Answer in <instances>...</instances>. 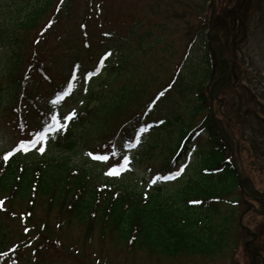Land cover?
<instances>
[{
	"label": "rangeland",
	"instance_id": "1",
	"mask_svg": "<svg viewBox=\"0 0 264 264\" xmlns=\"http://www.w3.org/2000/svg\"><path fill=\"white\" fill-rule=\"evenodd\" d=\"M28 1L30 0H0V32H2L0 34V154L13 151L21 140H27L30 136V134L21 135L15 131L16 115L8 109L9 107L13 110L19 108L18 113L24 115L28 109L26 104L28 102L22 100L21 103L20 93L15 92L13 77L8 76L11 53L15 54L16 51L20 53L22 58L19 76L22 84L20 87L40 108H46L52 87L62 84L72 76L73 71L76 72V87L74 86L73 89V91L77 90L76 94L67 98L59 108L54 110L61 117L73 110L76 113L85 107H88L85 108L88 110L97 103L99 105L104 101L108 103L110 109L119 106L123 101L133 100L125 108L123 115L121 114V119L133 118L145 109L149 100L158 91L170 83L177 66L184 62L181 66L180 78L175 82L176 88L172 86L167 92L166 98L159 100L157 104L155 103L150 116L146 119V122H154L155 128L140 134V142L136 143L134 148H123L120 157L127 155L130 163L127 166L128 170L124 171L122 176L109 177L104 174L113 163H120V160L114 161L112 159V161L110 159L104 164L103 162L93 163L92 161L95 160L86 155L88 152H96L94 151L95 148L107 142L108 136L116 128L117 122L109 119L108 128H104L102 132L97 130L95 126L97 121H101V116L93 119L94 125L86 122L84 129L86 133L82 138V140H86L82 141V148L78 146L75 151L62 153L52 145V139H50L43 154L38 151V147L30 148L27 152L21 150L13 154L26 162L44 161L51 157L60 158L62 154H67L70 164H85L84 167L90 169L89 173L98 184L120 185L121 187L126 186L144 191L153 189L154 186L158 185L173 190L182 186L185 180L184 178L181 180L182 177L165 181L160 179L155 185L151 184V181L157 177L159 172H163L162 168L166 160L169 159L167 156L169 150L174 148L178 131L192 119L196 107L197 91L192 90L190 83L196 77L198 82L203 83L205 77L201 71L204 67L199 64L201 58L206 53L211 52L213 55L215 47L216 52L220 50L217 43L213 44L216 37L212 31L208 32V43L204 36L206 29L198 33L201 24H206L207 27L210 22L211 4L208 0H69L67 2L70 8L69 14L65 17L59 14L55 16L48 31L41 36H37V31L48 23L47 21L53 12V5L58 0H53L52 7L47 10L39 25L32 29L29 35L19 30L10 31L11 24L14 22L11 20L16 19V17L22 18L25 15V7L29 5ZM218 1L221 2L220 8L222 10L227 8L228 3H236L233 0H217L215 3L217 8L219 6ZM245 5L242 18L243 21H247V24L244 29L245 32L240 29L244 37L239 36L242 40L240 38L235 41L231 39L234 43L233 47L227 55L224 54L228 58L230 56L232 60L237 58V63H241L242 70L239 73L236 71L237 80L232 82V86L230 85L222 96H219V98L225 99L227 105L215 104L214 108L224 115L229 113L230 117L227 116L234 123L241 124L245 118L247 124H243L242 127L245 128L247 135L251 132L252 126L254 131L260 129L259 126H261L260 135H263L264 18H261V21H258L259 24L254 27L253 15L257 7L264 9V0H252V5ZM216 19L213 16L211 24L217 22ZM201 32L202 34H200ZM9 33L15 43L10 38H6ZM105 33H109V35H105ZM195 35L197 39L192 42ZM37 38L38 42L34 47L31 46L34 39ZM203 39L207 46L201 43ZM17 40L19 41V49L17 48ZM223 42L226 44L224 40ZM226 47L229 49L228 45H225ZM32 52L42 62L50 83L42 79L36 72H25L27 66L25 59ZM109 52L111 55L106 61H108V68L114 67L113 72L100 71L97 76L96 74L92 75L86 81L85 76L94 69L107 67L105 63L101 65L100 61L101 57ZM223 52L226 51L223 50ZM187 55V60L191 59L194 63L189 71H186L187 66L185 67V65L187 63L185 64L186 60H184ZM77 65L79 66L78 70ZM215 66L216 63H213L212 68L214 69ZM241 73H243V77ZM256 75L260 76L259 78L263 81H258ZM100 76L103 78L100 84H104L106 88L91 97L88 93V87L97 86ZM97 77L98 79H96ZM94 78L95 81H93ZM185 80L187 83L184 85ZM193 86H196V83ZM108 89H110L109 92ZM249 96H252L253 99H250ZM255 111L261 114L259 122L254 117L255 115L251 116L252 112ZM31 112L26 114L29 121L28 130L34 132L35 127L41 124V118L37 113ZM201 117L199 115L193 119L194 125L199 122ZM117 120L119 121L120 118ZM161 121L163 123H160ZM231 129L236 130L237 128L231 126ZM238 131L241 132L240 127H238ZM259 140L264 141L261 136H259ZM204 144H206V136L202 135L199 141L192 145L191 155H187L180 162V165L187 164L188 170L196 166L198 150ZM239 148L241 151L239 158H237L239 170L243 172L242 175L251 179L255 189L263 192L264 160L255 158L250 152H246L248 148L251 151V148L250 143L244 137L239 141ZM84 157L85 159L88 158L90 163L83 160ZM187 175L188 172L184 176ZM242 197L241 200H245V203L235 207V224L240 213L246 210L244 208L246 203L249 202L250 205H253L245 193ZM0 200L4 202L2 207L8 209L9 214H14L2 213L4 211L1 210L2 207L0 206V226L3 229L1 233L5 234L4 237L0 235V247H3V251L6 252L3 257H0V264H250L245 244L240 239L242 233L235 226L230 238L232 249L211 260L201 258L177 262L152 260L151 263H148L146 257L138 252L125 256L110 242H100L96 235L85 247L82 241V231L73 223L69 226L62 224L61 228H58L55 212L52 211L46 215L43 201L37 198L34 200L31 215L36 228H31L25 232L26 226L19 220V215L25 216L27 208L10 209L8 199H5L4 195H0ZM254 210L257 209L250 208L249 211H246L241 222L244 225L250 224L253 228L254 239H257V244L263 254L261 262L264 264V217L258 216L257 211ZM42 223L47 224V232L50 233L42 231ZM37 230L39 233L42 231L45 237L53 240L48 246L44 244L45 248L42 245L44 249L37 247L42 241L41 239H44L42 238L43 235H37ZM19 242H27V245L10 253V248Z\"/></svg>",
	"mask_w": 264,
	"mask_h": 264
},
{
	"label": "trees",
	"instance_id": "2",
	"mask_svg": "<svg viewBox=\"0 0 264 264\" xmlns=\"http://www.w3.org/2000/svg\"><path fill=\"white\" fill-rule=\"evenodd\" d=\"M68 1L69 0H63L61 4V0H58L54 5L53 0L28 1L29 5L25 7V15H23L22 18L16 17V19L11 20L14 22L11 24L10 31L19 30L29 35L30 31L39 25V22H41L40 20H42L47 10L53 5V12L47 21L48 23L37 31V36H41L48 31V24L50 21L53 22L55 16L59 14L65 17L69 14L70 8L67 5ZM233 1H236V3H228L229 5H227V8L223 10L220 8L221 2L218 1V8L215 4V17L217 18V22L213 24L212 29V31L218 34L217 38H222L226 42V44H224L228 45L229 49L226 47L227 52L232 49L234 44L233 41L239 38L242 40L244 37L240 29L244 31L247 21H243L242 15H244V13H242V11L246 8L245 4L252 5V0ZM216 2L217 0L214 1V3ZM58 8L59 11L57 10ZM261 18H264V9H259L257 7L253 15L254 27L259 24L258 21H261ZM204 29H206V24H201L198 33ZM1 33L2 32H0V34ZM200 34H202V32ZM6 38H10V40L15 43L10 33L7 34ZM38 38L34 39L31 46L34 47ZM217 38L213 44L215 45L217 43L218 46L219 41ZM196 39L197 37L195 35L192 42ZM201 43L207 46L204 39ZM17 48L19 49L18 40ZM188 55L184 58V60H186L185 64L187 63V65H185V67L187 66L186 71H189L194 65L191 59L187 60ZM208 55V53L204 54L199 62V64L204 67L201 71L203 77H205V81L203 79V83L198 82L196 77L195 80H191L192 82L190 83L192 90L195 89L197 91L196 107L193 111L192 119L178 131L174 152H171L169 159L166 160L162 168V171H165L164 176L175 172V167H177V165L179 166V162H181L184 156L193 149L192 145L197 143L202 135L206 136V144L199 148L197 153V165L187 170L188 175L183 177L185 181L182 186L175 190L172 188L165 189L156 187L153 191L145 194V191L141 189L137 190L126 186L121 187L120 185L96 183L89 173L90 169L85 168V164H70L66 156L67 154H62L60 158L51 157L38 162H26L19 157H10L8 161H4V154H0V195H4L5 199H8V206L10 209L18 208L21 210V207L27 208L25 213L26 219L23 218L22 215H19V220L22 222L23 219H25L27 224H24L28 229L36 228L31 219V215L34 200L37 198L43 201L46 215L52 211L55 212L57 220L56 225L58 228H61L60 226H62V224L69 226L73 223L74 226H77L82 231V241L85 247L89 244L91 238L96 235L100 242H110L113 247L117 248L119 251L121 250L125 256L127 254L133 255L138 252L140 255L146 257L148 263H151L152 260H164L169 262L181 260L188 261L196 258L211 260L232 249L230 238L233 227L235 226V228L237 227L242 233L240 239L243 243L246 244L248 242L249 249L256 253L255 261L252 262V253L249 249H245L249 256V263L262 264L261 257H263V254L260 246L257 244V239H254L255 233L253 228H251L250 224H243L251 233V235H247L245 229H243L238 222L235 224L236 220L234 219V215L236 213L235 207L242 205L245 201L241 200L245 193V196L250 198L251 202H253L251 208L257 209V212L254 210L257 215L264 217V191L261 192L255 189L250 178L244 181L242 186H240L232 168L230 150L223 143L220 133L217 131L216 126L210 118L208 111V85L218 77L223 76L225 68L221 66L217 60L216 47L215 53L213 55L211 54V56ZM121 59L123 60V58ZM21 62L22 58L19 52L16 51L15 54L11 53L8 76L13 77L15 92L20 93L21 103L22 100H24L30 104L26 103L28 105L26 114H29L30 111L37 113L43 123L45 117H50L54 110L59 108L67 98L76 94L77 90L73 91L76 78L73 79L71 76L57 87H52L50 100L46 108H40L20 87L22 84L19 80ZM232 62L234 65L230 71L224 93L232 82L237 80L236 73L242 70L241 63H237V58H234ZM25 63L27 65L26 73L36 72L42 79L50 83L46 73L47 71L42 66V62L37 59L34 52L27 56ZM183 63L184 62L179 65L178 69H181ZM213 63H216V66L212 71L211 68ZM105 64L107 67L103 68V72H113L114 67L110 66L108 68V61H105ZM196 64L199 67L198 63ZM178 71H176L175 75L170 80V84L168 83L167 86L162 89L161 92L164 91V95L160 96L159 94L161 92L156 94L154 98L149 100V105H152L153 102L155 103L157 97H159L157 101L165 98L167 90L171 89V83L174 86L173 88H176L175 82L180 78V71ZM241 76H244L243 73H241ZM256 77L258 81H263L259 78L260 76L258 77V75H256ZM209 78L211 83H208ZM96 79H98V77ZM102 80L103 78L100 76L97 86L88 87V93L91 97H94L95 93L99 94L102 89L106 88L104 84H100ZM93 81H95V78ZM69 82L71 83L70 90L68 88ZM106 83L107 81L105 84ZM186 83L187 81L185 80L184 85ZM195 83L196 86H193ZM221 86L223 85L218 82L214 88V94H216L215 104L221 106V103H223L225 106V99L220 98L219 100L218 96ZM60 91H69L70 94L64 96L57 107L53 105L51 101L55 99ZM109 91L110 89H108V92ZM33 93H31V95H33ZM249 98L253 99L252 96H249ZM131 101H123L119 106L110 109L106 101L99 104L100 106L98 103L94 107L90 106L91 108L88 110H86L88 107H85L86 109L82 108L79 113H76V118L69 122L67 131L56 135V138L52 141V145L62 153L65 151H75L78 146L82 148V141L86 140H82L84 137L83 135L86 133L84 131L86 122L94 125L93 119L101 116V121H97L95 126L97 130L102 132L104 128H108L109 119L117 122L115 125L116 128L108 136L107 142L100 144V146L95 148L94 151L96 152L92 153L94 155L109 154L112 150V144L115 143L121 154L124 148L122 147L123 144L135 145L136 140L134 137L147 116L146 114L144 116L142 111L133 118L125 117L121 119L125 108L128 107ZM150 107H146V113H149L147 110H149ZM8 109L12 111V114L14 113L16 115L17 123L14 127L15 131L20 134L29 131L28 116L18 113L19 108H14L13 110V108L11 109V107H9ZM199 115L202 117L199 122L194 125L195 122H193V119ZM227 115L229 116V113H227ZM227 115H224L219 110H215L217 122L222 128L228 143L235 151L236 163L237 158H239L241 154L239 141L242 137L246 138L250 143L251 151L248 148L246 152H250L255 158L258 157L264 160V141L259 140V136L264 139V134L260 135L261 126H259L260 129H255V131L252 126L250 128L251 132L247 135L245 128L242 127L243 124H247L245 118L240 124L238 122L234 123L231 118H229L230 116L228 117ZM244 116L246 117V115ZM251 116H254L258 122L261 120L259 117L261 114H258L256 111L252 112ZM118 118H120L119 121L117 120ZM48 122H50V120ZM231 126L237 129L232 130ZM153 127L152 123H149L148 131H151ZM238 127L241 128V132L238 131ZM195 148L198 149L197 147ZM119 156L112 159L116 161ZM83 160H87L88 163H90L88 158L85 159L84 157ZM237 166L239 170L238 163ZM239 173L241 176L245 177V175H242V171L239 170ZM190 201H199V203H190ZM244 208H247V206ZM1 210L4 211L2 213L7 212L8 215H14L9 214L8 209L3 207ZM42 225V231L50 233L47 232V224L42 223ZM2 230L0 226V233ZM42 231L39 233L37 230L36 232L37 235H43L42 238H44L41 239L42 241L37 245L39 248H42V245L45 248L53 241L51 238L45 237ZM0 235L1 237L5 236V234L2 233ZM44 244L47 245L45 246ZM26 245L27 242L16 243L10 248V253ZM3 250L4 248L0 247V257L6 254Z\"/></svg>",
	"mask_w": 264,
	"mask_h": 264
},
{
	"label": "snow or ice",
	"instance_id": "3",
	"mask_svg": "<svg viewBox=\"0 0 264 264\" xmlns=\"http://www.w3.org/2000/svg\"><path fill=\"white\" fill-rule=\"evenodd\" d=\"M63 3V0H61V4ZM59 11V8L57 9ZM51 21L49 22L48 26H51ZM82 27H84V25H82ZM105 35H109V33H105ZM38 42V41H37ZM111 53H106L101 61L100 64L102 65L104 63V60H106L108 58V56H110ZM77 70L79 68V66H76ZM93 75V73H89L85 76V80L87 81L88 79H90V77ZM72 78L75 79L76 78V72L73 71L72 73ZM69 90L71 89V83L69 82L68 85ZM85 91H87V89H85ZM69 91H60L59 94L56 95L55 99L51 101V103L53 105H56L57 107L60 104V101L62 100V98L64 96L69 95ZM160 96L164 95L163 92H161L159 94ZM157 99H159V97H157ZM81 103H83V101H81ZM76 112L75 110H73L72 112H70L69 114L61 117L59 115L58 112H53L50 117H45V121L42 123L41 127L37 130H35L31 136L28 137L27 140H21L19 145L17 147H15L13 149V151H9L7 154L3 155V160L4 161H8L9 158L11 156H13L14 152H20L21 150H23L24 152H27L30 148L33 147H38V151L43 154L46 151V145L48 143V141L50 139H55L56 137L54 135L50 136V133H61V132H66L67 128L69 126V122L73 121L76 118ZM50 120V122H48ZM160 123H163V121H161ZM148 131V127H140L138 133H136L135 135V140L137 142V144L140 142L141 136L140 134L145 133ZM44 145V146H41ZM122 147L125 148H129V147H133V145L131 144H123ZM86 155H88L89 157H91L93 160L95 161H99V162H108L110 160V158H115L117 156L120 155L117 145L115 143L112 144V150L109 154H96L94 155L92 152H88L86 153ZM130 163V159L127 155L123 156V160L122 163H116L113 166L109 167L108 170L104 173L106 176L109 177H118L120 176L124 171L128 170L127 166ZM188 167L187 164L181 165L180 168L175 171L170 173L169 175L160 177L157 176L154 179H152L151 184L155 185L157 183V181H159L160 179L163 180H173L176 179L178 177H180L185 169ZM190 203H199V201H190ZM25 232H28L29 229L27 227H25L24 229Z\"/></svg>",
	"mask_w": 264,
	"mask_h": 264
},
{
	"label": "water",
	"instance_id": "4",
	"mask_svg": "<svg viewBox=\"0 0 264 264\" xmlns=\"http://www.w3.org/2000/svg\"><path fill=\"white\" fill-rule=\"evenodd\" d=\"M211 1H212V0H211ZM213 13H214V8L212 9V15H213ZM211 20H212V18H211ZM211 20H210L209 28L211 27ZM226 77H227V74H225V76L222 78V80H225ZM214 84H215V83H214ZM209 97H210V99H209L210 116H211L213 122L216 124L215 117H214V114H213V109H212L211 91H210V93H209ZM216 127L218 128L219 132H221V130H220L219 126H217V124H216Z\"/></svg>",
	"mask_w": 264,
	"mask_h": 264
}]
</instances>
